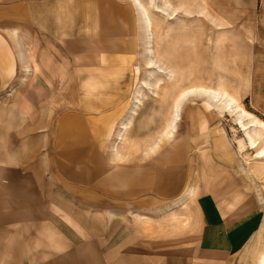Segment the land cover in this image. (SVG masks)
I'll list each match as a JSON object with an SVG mask.
<instances>
[{
  "label": "rangeland",
  "instance_id": "obj_1",
  "mask_svg": "<svg viewBox=\"0 0 264 264\" xmlns=\"http://www.w3.org/2000/svg\"><path fill=\"white\" fill-rule=\"evenodd\" d=\"M69 72L72 79L125 82L122 113L102 136L107 158L120 153L123 164L153 171L154 185H162L163 169L185 181L175 190L179 197L165 204L170 223L185 218L179 223L186 241L196 234L194 199L241 181L257 199L262 221L233 261L263 264L264 156L258 152L264 149V0H0V107L18 101L34 112L41 107L31 95L39 91L37 75L69 78ZM204 90L225 94L237 109ZM56 91L60 97L62 89ZM216 144L223 150L215 154ZM148 194L160 207L162 194L150 188ZM69 207L76 214L80 202L69 200ZM92 214L91 226L106 230L107 238L113 225L135 223L126 215Z\"/></svg>",
  "mask_w": 264,
  "mask_h": 264
},
{
  "label": "crops",
  "instance_id": "obj_2",
  "mask_svg": "<svg viewBox=\"0 0 264 264\" xmlns=\"http://www.w3.org/2000/svg\"><path fill=\"white\" fill-rule=\"evenodd\" d=\"M100 19L104 23L105 17ZM39 76L34 80L39 91L31 94L39 109L26 111L18 101L0 107L6 145L0 147V264H234V254L262 221L257 199L240 188L241 181L194 199L196 234L187 242L179 223L185 218L170 223L166 207L185 181L163 169L162 185H154L153 171L123 164L120 153L107 158L102 136L122 113L125 82L84 75L72 79L70 72L69 78ZM57 89H62L60 97ZM47 103L49 111L43 108ZM34 139L45 144L31 145ZM216 145L215 154L223 150ZM148 188L162 194H157L160 207L155 208ZM69 200L80 202L76 214ZM125 200L129 208H122ZM78 211L86 218H77ZM92 213L114 219L126 215L135 223L113 225L107 238L106 230L98 228V233L91 226Z\"/></svg>",
  "mask_w": 264,
  "mask_h": 264
},
{
  "label": "bare ground",
  "instance_id": "obj_3",
  "mask_svg": "<svg viewBox=\"0 0 264 264\" xmlns=\"http://www.w3.org/2000/svg\"><path fill=\"white\" fill-rule=\"evenodd\" d=\"M147 14V13H146ZM205 91V90H204ZM207 94H209V95H211L212 97H214V98H219V99H221L222 101H224V103H225V105L227 106V107H229V109H231V110H235V109H237V107L238 106H235V102H234V100H232L231 98H229L228 96H226L225 94H219V93H217V92H210V91H205ZM189 93V92H188ZM187 92L186 93H184V94H182L179 98L181 99V97H184V96H186V94H188ZM241 124H242V126H244V127H246V124H244L243 122H241ZM169 126H171V124H169ZM251 138V137H250ZM251 140V146L252 147H256V141H254V140H252V139H250ZM264 156V149L263 150H261L260 152H258V157H263ZM263 264H264V260H263V262H262Z\"/></svg>",
  "mask_w": 264,
  "mask_h": 264
}]
</instances>
